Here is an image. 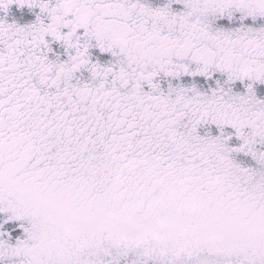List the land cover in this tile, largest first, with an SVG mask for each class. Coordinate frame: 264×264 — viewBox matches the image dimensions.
Wrapping results in <instances>:
<instances>
[{
  "label": "snow or ice",
  "instance_id": "obj_1",
  "mask_svg": "<svg viewBox=\"0 0 264 264\" xmlns=\"http://www.w3.org/2000/svg\"><path fill=\"white\" fill-rule=\"evenodd\" d=\"M0 264H264V0H0Z\"/></svg>",
  "mask_w": 264,
  "mask_h": 264
}]
</instances>
